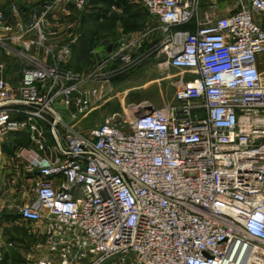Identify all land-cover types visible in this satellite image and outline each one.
Wrapping results in <instances>:
<instances>
[{"label":"built area","instance_id":"built-area-1","mask_svg":"<svg viewBox=\"0 0 264 264\" xmlns=\"http://www.w3.org/2000/svg\"><path fill=\"white\" fill-rule=\"evenodd\" d=\"M88 2L46 0L42 20ZM200 2L137 0L158 22L149 53L180 73L173 98L88 134L68 127L63 110L75 120L101 97L105 63L99 86L85 88L95 71L67 68L71 47L48 45L41 19L18 26L15 47L3 44L15 26L0 11V45L21 74L12 85L0 64V149L10 135L29 142L7 167L0 154V213L12 186L18 219L43 236L31 264H264V29L254 18L264 0H236L228 16L212 0L199 18ZM152 31L121 41V60Z\"/></svg>","mask_w":264,"mask_h":264},{"label":"rangeland","instance_id":"rangeland-1","mask_svg":"<svg viewBox=\"0 0 264 264\" xmlns=\"http://www.w3.org/2000/svg\"><path fill=\"white\" fill-rule=\"evenodd\" d=\"M28 0H0V11L10 8H23L29 5ZM212 0H201L197 16L200 18L205 11L210 9ZM216 5L219 14L230 15L237 12L236 0H216ZM88 7V6H87ZM93 11L77 10L73 6H68L67 13L61 15L58 20L50 22V26H43L47 34L55 33V28H65L64 40L62 43H54L46 41L48 45H69L71 47V54L65 64L66 67L72 68L74 58L79 54L78 52H84L87 50L85 43H79V39L74 43L73 39L78 34V28L81 29L82 39L88 38L87 32L91 28V31L100 32L106 34L108 37L114 33V26H123L124 29H129V26H135L140 29V26H145L143 30H146V26H158V22L155 18L150 17L144 13L137 5H123L121 7L111 8L107 12H101V15H95V9ZM255 20L264 29V17L255 15ZM24 29H29L30 26H21ZM20 27L15 26L14 31L11 33H3V44L13 46V42L10 37L19 34ZM136 28V29H137ZM52 30V31H51ZM140 30V31H143ZM110 31V32H109ZM136 31V30H135ZM28 35L31 36L33 32L28 30ZM160 39V37H159ZM158 39V40H159ZM76 44V45H75ZM15 47V46H13ZM119 50L118 45H108L104 52L100 55L93 56L90 62V71H95L93 87L99 86L97 79H101L97 76V69L102 63H105L104 71L108 73L106 78L105 88L101 97L94 101V104L82 115H78L75 120L72 119L70 110H63L64 121L72 129L82 133L88 134L96 126L100 125L105 118L114 114H119L123 120L128 121L133 115H137L146 112L150 108V105L156 108L162 107L173 98V88L171 83L174 78L177 77V72L170 69L167 70L162 66L158 68L160 62L153 59V54L149 53L148 46L144 45L139 49L138 54H133L129 62L121 60L120 54H117ZM89 52V51H88ZM77 54V55H76ZM141 56L142 60L138 59ZM85 55L82 54V58ZM260 62L264 65V54L260 57ZM0 64H2L6 70V74L10 77V80L14 83L20 79L18 72L15 70V66L18 64L16 57L11 50L6 46L0 45ZM264 67V66H263ZM264 83L263 78L261 79ZM62 110V109H61ZM72 110V109H71ZM29 145L28 139L25 135H10L3 143L0 154L4 166H8L12 153L17 149L27 147ZM7 194V200L4 209L1 211V215H8V221L11 223L2 222L0 219V240L3 242H11L16 247L20 242L18 236L12 234V229L18 228L21 235L27 234L29 237L28 246L31 249H36V246L43 241V236L39 229L35 227H29L17 225L18 215L13 208L15 203L16 190L12 193L9 187ZM22 222V221H21ZM21 224V223H20ZM18 237V238H17ZM5 248H0V254H4ZM39 254H33L32 258L35 260Z\"/></svg>","mask_w":264,"mask_h":264},{"label":"crops","instance_id":"crops-1","mask_svg":"<svg viewBox=\"0 0 264 264\" xmlns=\"http://www.w3.org/2000/svg\"><path fill=\"white\" fill-rule=\"evenodd\" d=\"M46 0H28V4L24 6L23 8L17 7L16 8V13L13 12V10L10 7H7L5 10H1L4 15H5V24L9 25V26H32V24L36 21L41 19L42 20V14H43V9H42V5ZM117 1V0H115ZM125 4L127 5H137V0H122ZM123 4V3H122ZM67 8L64 5H61L57 8H55L52 13L48 14V16L46 17V19L42 20V26H50V22L58 20L60 18L61 15H64L67 13ZM116 8V6H112L111 7ZM87 11H93L92 9H94V6H92L91 1L89 0L88 2V7H86ZM218 10V9H217ZM96 11V10H94ZM207 12V11H205ZM204 12V13H205ZM219 14V12H218ZM220 16H228V15H222L219 14ZM62 27V26H61ZM61 27H56L55 28V33H49L47 40L50 42H54V43H62V41L64 40V32H65V28H61ZM147 29L143 30L145 28V26H140V29L138 30V28L136 29V31H130V32H125L124 29L122 28V26H114V33L111 34L108 37H106V34L104 32L101 33V29L99 30L100 32H95V31H91L93 28H91L89 30V32H87L88 34V38H83L82 39V32L81 29L78 28V34L77 36L74 37L73 41L74 43L76 42L77 39H79V43H85V45L90 44L92 46V49L88 52V59L91 62L92 61V55L96 56L100 55L101 52L105 51V48L108 45H118L121 41L126 40L134 35L143 33V32H148L151 29L153 30L151 33H148L144 43L142 44L141 47H143L144 45L148 46V49L150 50L153 45H155L160 37V33L158 31V26H146ZM183 29V28H182ZM143 30V31H140ZM52 31V30H51ZM76 45V44H75ZM140 47V48H141ZM139 48V49H140ZM139 49H137L136 53L138 54ZM79 54L77 55L76 58H74L72 67L76 68L80 74L85 75L88 74L90 72V66L86 65V61L84 59V57L82 58V54L79 51ZM153 59L155 61H157L154 56ZM17 65L15 66V70L18 72L20 79H21V74H20V64L17 61ZM158 68H160L161 66L158 64L157 65ZM264 65L260 62L259 63V70L261 73V76L264 80ZM174 71L177 72V77L173 79V81H175L177 78L179 77V71L172 69ZM4 77L7 81H9V83H11L12 85L17 84L20 79L17 82H12L10 80V77L8 76V74H6V70L4 72ZM189 76L186 75L185 79H188ZM172 81V82H173ZM172 86V83H171ZM85 88H89V87H93L92 83H87L84 85ZM96 87V86H94ZM173 88V87H172ZM174 91V90H173ZM150 107H153L150 105ZM156 108V107H153ZM161 108V107H160ZM11 192L13 193L14 190H11ZM8 215H0V219H2V222L5 223H11L10 221H8ZM19 220V219H17ZM19 223H17V225H22L23 226V222H21L20 220L17 221ZM21 223V224H20ZM24 226H26L27 228H29L30 226L24 223ZM12 234L16 237L19 235V239L20 242H18L19 244L16 247H10V248H5V252L4 254H0V264H31L33 261V254L35 253L36 255L39 254V256L42 254L41 252H36L34 251V249H31L30 246H28V241H29V237L27 236V234H24L23 236L21 235L20 231L18 230V228L16 229H12ZM18 238V237H17ZM13 242V241H11Z\"/></svg>","mask_w":264,"mask_h":264},{"label":"trees","instance_id":"trees-1","mask_svg":"<svg viewBox=\"0 0 264 264\" xmlns=\"http://www.w3.org/2000/svg\"><path fill=\"white\" fill-rule=\"evenodd\" d=\"M90 1L92 3V6H94V9L96 10V14L95 15H101V12L104 13V12L109 11L112 6H116V7L119 8V7L123 6V5H125V3L122 0H117V1H115V0H90ZM139 8L144 13H146L141 7H139ZM193 25H194L193 23H190L189 25L184 26L183 29L192 31L193 27H194ZM132 27H134V26H129L128 27L129 29H125L124 28V31L125 32L135 31L136 28H137L136 26H135V28H132ZM101 29H102V27H101ZM86 46H87V50L84 51V52L82 51L81 54L85 55L84 59L87 62L86 65L89 66L90 61H89V59L87 57H88V51H90L92 49V46L90 44H87ZM67 68H69V67H67ZM69 69H71L74 72L79 73V71L76 68L72 67V68H69Z\"/></svg>","mask_w":264,"mask_h":264}]
</instances>
